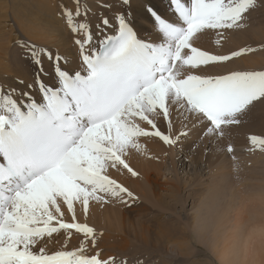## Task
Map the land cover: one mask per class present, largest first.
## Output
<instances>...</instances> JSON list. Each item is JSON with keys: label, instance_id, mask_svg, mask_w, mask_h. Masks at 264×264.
I'll use <instances>...</instances> for the list:
<instances>
[{"label": "snow or ice", "instance_id": "snow-or-ice-1", "mask_svg": "<svg viewBox=\"0 0 264 264\" xmlns=\"http://www.w3.org/2000/svg\"><path fill=\"white\" fill-rule=\"evenodd\" d=\"M259 7L264 0L148 3L145 36L131 0H72L60 14L75 57L18 40L35 71L32 83L0 81V264H129L105 255L104 233L87 219L94 203L138 201L112 172L139 175L128 158L146 152L142 138L174 147L196 133L238 173L231 137L264 108V70L227 67L251 48L198 42L215 33L220 44ZM246 136L249 151H264V132Z\"/></svg>", "mask_w": 264, "mask_h": 264}, {"label": "bare ground", "instance_id": "bare-ground-1", "mask_svg": "<svg viewBox=\"0 0 264 264\" xmlns=\"http://www.w3.org/2000/svg\"><path fill=\"white\" fill-rule=\"evenodd\" d=\"M71 2L72 0H25L24 5L18 6L12 0H0V25L6 23L3 27L10 31L1 32L3 38L0 35V43H2L0 45V81L10 84H14L17 78L25 81L26 84L33 81L35 66L17 46L18 40L29 41L70 57L77 55L71 34L60 14V9L65 4L71 5ZM88 2L93 3V0ZM131 2L136 23L142 34L147 36L150 25L142 15L145 5L151 3L163 10L166 8V0H131ZM93 7H95L94 4ZM95 10L100 11V9ZM93 22L95 23V18ZM247 24L248 26L243 30L227 34V38L221 40L220 44L216 43V34L210 33L202 38L198 45L205 50L219 53L241 47L253 49V46L261 45L243 58L228 64L227 67L264 70V7L257 8ZM6 44L9 46L7 47ZM164 127L162 123L161 128ZM260 132H264V108L257 107L250 114L245 126L235 131L231 140L247 138L248 133ZM192 135L194 137L197 134ZM194 138H191L192 142ZM189 142L190 139L184 140L183 145L186 150H189ZM141 143L146 146V152L133 153L128 158L131 167L139 175L132 176L126 170L122 173H116L113 170L112 174L136 196L144 199V203L148 201L149 204L142 205L139 202L142 206L139 205L140 211L136 219L133 215L131 216L133 213L130 211V209L134 211L135 206L128 207L115 201L109 205L94 203L88 215L87 222L90 225L98 230L105 228L101 241L105 255L114 254L118 257L132 255L128 261L129 264H138V262L185 264L186 259L196 256L194 255L195 247L205 249L208 253L207 264H264V151H249L248 144L234 145L239 172L233 170L235 162L231 157L223 154L227 158L223 157L224 160L221 156L222 163L225 165L221 164L220 160V163L215 165L217 167L212 166L213 170L212 167L208 168L212 170L210 180L202 185L203 188L196 185V189L194 188L196 196L193 194L187 196L188 199L192 197H198V199L190 213L182 217L177 210L172 214L169 210L183 205V202L184 205L187 204L184 199L183 180L180 179V183H176L180 178L178 177L180 169L184 167L186 150L181 148L178 153L175 146L169 147L158 138H142ZM212 146L214 148V145ZM215 150L218 149L215 148ZM211 156L212 154L210 159L217 161L216 155L213 158ZM200 158L204 157L194 156L191 161L198 170L200 169V173L204 174L205 170L208 172V169L203 170L201 165L199 166ZM211 163L216 164L213 161ZM210 165L213 164L209 163L208 166ZM167 172L176 177L170 179ZM162 211H169L170 220L173 223L151 227L153 222L160 219ZM152 213L155 214L154 221L147 219ZM173 216H180L183 221H176L172 219ZM81 221L83 222V216ZM104 225H108V228L103 227ZM236 238H242L244 243L236 245L233 243ZM78 246L79 241L75 237L68 242L69 249ZM59 247V243L49 245L52 250ZM186 251L193 252L186 253Z\"/></svg>", "mask_w": 264, "mask_h": 264}, {"label": "rangeland", "instance_id": "rangeland-1", "mask_svg": "<svg viewBox=\"0 0 264 264\" xmlns=\"http://www.w3.org/2000/svg\"><path fill=\"white\" fill-rule=\"evenodd\" d=\"M12 1H14V4H16V5H21V4H25V0H12ZM17 1V2H16ZM1 21V20H0ZM5 24L6 23H3V25L5 26ZM3 25H0V30L2 29V31H0V33L1 32H3V31H7L8 29H6V28H4L3 27ZM8 32H10L9 30L7 31V33ZM1 35V37H2V33L0 34ZM4 37V36H3ZM2 37V38H3ZM7 40V39H6ZM5 40V41H6ZM6 43V42H5ZM2 43H0V45H1ZM7 45V44H6ZM9 45H7V47H8ZM261 46V45H260ZM260 46H253V49H255L256 47L258 48V47H260ZM6 47V46H5ZM257 119H255V121H256ZM252 121H254V120H252ZM193 136V135H192ZM192 136H190L191 138H194V142H192L191 140V138L189 137V138H187V140H189L190 139V144L188 145V149L190 150H186L185 149V145H183L184 144V140H182L183 141V143H180V144H178V145H176L175 146V148L177 149L176 150V152H180V150H181V148H184L185 150H186V152H187V154H186V156H185V162H184V167H182L181 169H180V172H182V173H184V174H180V172H179V175H178V177H180L179 178V181H177L176 183H180V179L181 180H183V182L185 183H183V185H184V187H185V190H184V199H185V201H187V204L185 203V205H184V202H183V205H178V206H176L177 208H173L172 210H169V211H171L170 213L172 214V212L173 211H176L177 210V212L183 217V216H185L186 214H188V213H190V211H191V208L193 207V206H195V204H196V202H197V199H198V197H192L191 199H188V197L187 196H191L192 194H193V196H196V195H194L195 194V191H194V188L196 189V185H200V187L201 188H203V186L202 185H205V184H207L208 183V181L210 180V176H211V171L213 170V167L215 166V165H218L220 162V160H221V164H223L222 163V160L224 159V158H226V157H224V155L226 154V152H224V151H221V153H220V150L218 149V146H217V144H215V143H209V142H207V141H202V140H200V139H198L197 137V135H195L194 137H192ZM196 139V140H195ZM197 141V142H196ZM191 142H192V145H191ZM196 142V143H195ZM232 143L234 144V145H236V144H248L247 143V138H237V140L236 141H233L232 140ZM180 145H182L181 147H180ZM211 145H214V148H213V146L211 147ZM216 145V146H215ZM192 146V147H191ZM195 146V147H194ZM191 147V148H190ZM215 148H217L218 150L216 151L215 150ZM179 150V151H178ZM209 151V152H208ZM196 152V153H195ZM205 152H206V154H205ZM216 152H218V153H216ZM190 153V154H189ZM202 153H204V154H202ZM208 153H211L212 154V158L215 156V158H217V161H214L213 159H210V155H208ZM215 153V154H214ZM221 155H220V154ZM189 154V155H188ZM201 154V155H200ZM217 154H219V155H217ZM224 154V155H223ZM206 155H208V156H206ZM194 156H196L197 158L198 157H204L203 159L202 158H200V159H198L199 160V166L201 165V167L203 168V170H205V169H208V168H211L212 166V170L211 169H208V172H207V170H205V173H206V176H205V173L203 174H201L200 173V169L198 170V167L195 165V164H193V162L191 161L192 160V158L194 157ZM218 156H220V157H218ZM221 156H222V158H221ZM225 156H227V155H225ZM166 157H168V155H166ZM187 158H189V159H187ZM214 158V159H215ZM221 158V159H220ZM202 159V160H201ZM209 159H210V161H209ZM227 159V158H226ZM208 160V162H206ZM225 160V159H224ZM158 161V160H157ZM166 161H168V159H166ZM216 162V164H214V163H211V162ZM204 162V163H203ZM208 164L209 165V163L210 164H213V165H210V166H208V165H206V164ZM227 163V162H226ZM167 164V163H166ZM195 165V166H193V165ZM205 165V166H204ZM223 165H225V164H223ZM194 167V168H193ZM196 167V168H195ZM215 167H217V166H215ZM215 169V168H214ZM193 170V171H192ZM184 171V172H183ZM199 171V172H198ZM170 172H167V174L169 175L168 177L170 178V179H174V177H176L174 174H169ZM198 173V174H197ZM182 182V181H181ZM162 185H166L165 183H162ZM199 187V189H201ZM186 190H188V191H186ZM165 193H168V191H165ZM161 194H163V192L161 193ZM139 198V197H138ZM186 198H187V200H186ZM142 203V205L143 204H149L148 203V201L146 202V203H144V199H142V198H139L138 199V201L135 203V204H133L132 205V207H136V209L134 210V211H132L131 209H130V211H131V213H133V214H131V216L133 215L134 216V218L136 219V215H137V213H138V211H140V206H142V205H140V203ZM107 205H109V203H107ZM140 205V206H139ZM148 206H150V205H148ZM186 206V207H185ZM111 207V206H110ZM184 207H185V209H184ZM194 208V207H193ZM169 211H162V213H161V217H160V219L159 220H157L156 222H153L150 226L151 227H153V226H155V225H162V224H164V225H166V224H171V223H173V221L172 220H170V217H171V214L169 213ZM135 213V214H134ZM165 213H166V215H165ZM154 217H155V214L154 213H152L147 219L148 220H151V221H154ZM182 217H180V216H173L172 217V219H174V220H176V221H183V218ZM109 224V223H108ZM103 227H106V228H108V225L106 226V225H104ZM99 230H101V231H103L104 232V230H105V228H103V230L101 229V228H99ZM194 249H195V254L194 255H196V256H192V257H190V258H188V259H186V262H185V264H207V261H208V257L206 256V255H208V253L205 251V249H200V248H195L194 247ZM200 250V251H199ZM189 251H186V253H188ZM193 251H191V252H189V253H192ZM199 255V256H198ZM120 257V256H119ZM122 257V256H121ZM198 257V258H197ZM122 258H126L128 261H129V259H131L132 258V255L131 256H126V257H122ZM193 260V261H192ZM189 261V262H188ZM191 262V263H190ZM206 262V263H205ZM143 264V263H142ZM144 264H146V262H144Z\"/></svg>", "mask_w": 264, "mask_h": 264}]
</instances>
